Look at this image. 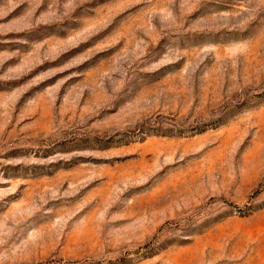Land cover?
Returning <instances> with one entry per match:
<instances>
[{
  "label": "rangeland",
  "instance_id": "obj_1",
  "mask_svg": "<svg viewBox=\"0 0 264 264\" xmlns=\"http://www.w3.org/2000/svg\"><path fill=\"white\" fill-rule=\"evenodd\" d=\"M0 264H264V0H0Z\"/></svg>",
  "mask_w": 264,
  "mask_h": 264
}]
</instances>
